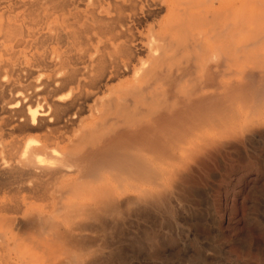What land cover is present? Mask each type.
<instances>
[{
	"label": "bare ground",
	"instance_id": "bare-ground-1",
	"mask_svg": "<svg viewBox=\"0 0 264 264\" xmlns=\"http://www.w3.org/2000/svg\"><path fill=\"white\" fill-rule=\"evenodd\" d=\"M237 2L0 0V264H36L31 251L23 257L20 250L27 233L35 254L85 245L77 231L85 230L86 217L102 225L101 216L118 212L123 195L111 181L129 175L140 190L162 186L155 177L164 173V135L155 155L131 135L140 127L151 136L154 115L185 92L212 89L205 82L226 77L232 62L264 60V52H249L264 28L253 43L247 35L234 42L235 33L248 32V0ZM255 95V103L264 102V87ZM218 99L209 93L197 101L202 118L230 110ZM147 193L127 201L137 205ZM44 201L64 202L68 220H55L57 210ZM60 263L85 258L76 253Z\"/></svg>",
	"mask_w": 264,
	"mask_h": 264
},
{
	"label": "rangeland",
	"instance_id": "rangeland-1",
	"mask_svg": "<svg viewBox=\"0 0 264 264\" xmlns=\"http://www.w3.org/2000/svg\"><path fill=\"white\" fill-rule=\"evenodd\" d=\"M237 1L234 4L238 7ZM258 1L246 3L248 32L235 33L234 42H241L246 38L241 36L246 35L252 42L256 32L262 34L264 0ZM233 18L237 19L236 15ZM256 41L249 52H264V34ZM207 75L202 79L206 81ZM260 76L264 77V60L247 55L230 64L226 77L210 78L213 84L208 79L211 83L205 84L213 85L212 89L185 92L171 101L166 111L152 117L151 136L139 127L130 138L138 148L147 145L153 149L145 148L147 151L155 152L160 135H164V173L155 177L162 186L146 190L148 200L133 206L127 198H141L146 191L139 185L134 187L129 175L122 176L126 183L111 181L113 189L123 195L118 212L101 216L102 225L86 217L88 229L77 231L78 239L86 243L84 247L59 244L52 256L39 250L35 254L34 249L28 250V239L35 237L27 233L20 241L22 256L32 252L36 264H61L76 253L83 255L85 264H264V102L255 103L256 89L264 87ZM209 93L221 101L226 99L218 103L225 104V109L228 104L230 110L215 108L213 118H202L196 103ZM90 186L85 179V201ZM47 203L49 211L57 210L55 220H68L67 208L66 215L60 210L61 201H57L58 206L54 203L56 208ZM45 208L40 209L48 211Z\"/></svg>",
	"mask_w": 264,
	"mask_h": 264
}]
</instances>
